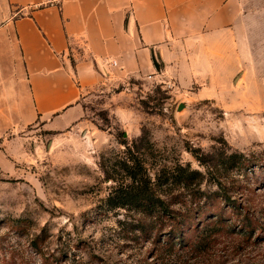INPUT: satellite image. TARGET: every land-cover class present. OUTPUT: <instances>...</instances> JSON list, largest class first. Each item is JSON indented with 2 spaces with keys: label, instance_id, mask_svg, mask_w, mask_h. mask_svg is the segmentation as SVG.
Returning a JSON list of instances; mask_svg holds the SVG:
<instances>
[{
  "label": "rangeland",
  "instance_id": "1",
  "mask_svg": "<svg viewBox=\"0 0 264 264\" xmlns=\"http://www.w3.org/2000/svg\"><path fill=\"white\" fill-rule=\"evenodd\" d=\"M257 39V59L232 67L212 58L192 70L123 74L117 64L110 62L105 71L101 64V80L85 89L78 122L58 131L37 121L4 133L5 245L28 259L31 236L44 232L50 251L67 249L89 264H264V171H257V190L245 200L255 223L250 234L239 224L217 229L196 219L177 233L180 239L188 234V244L158 247L133 230L131 211L101 205L110 187L101 157L122 147V131L129 139L147 134L171 157L197 168L204 167L192 149L202 154L228 148L264 161V32Z\"/></svg>",
  "mask_w": 264,
  "mask_h": 264
},
{
  "label": "crops",
  "instance_id": "2",
  "mask_svg": "<svg viewBox=\"0 0 264 264\" xmlns=\"http://www.w3.org/2000/svg\"><path fill=\"white\" fill-rule=\"evenodd\" d=\"M262 32L264 0H0V137L78 122L111 59L123 74L232 67Z\"/></svg>",
  "mask_w": 264,
  "mask_h": 264
},
{
  "label": "trees",
  "instance_id": "3",
  "mask_svg": "<svg viewBox=\"0 0 264 264\" xmlns=\"http://www.w3.org/2000/svg\"><path fill=\"white\" fill-rule=\"evenodd\" d=\"M121 134L122 147L101 157L104 179L110 181L101 205L108 211H131L130 223L138 235L158 247L173 248L177 241L188 244V234L180 239L177 233L180 226L196 219L207 220L217 229H235L239 224L238 230L255 231L251 205L245 200L257 190V171H264L263 159L228 148L202 154L192 149L204 167L197 168L171 157L147 134L132 139L125 131ZM18 232L22 236L25 230ZM48 238L44 232L33 233L29 241L32 257L27 259L16 247L8 248L0 235V264H89L76 252L70 256L67 249L50 251Z\"/></svg>",
  "mask_w": 264,
  "mask_h": 264
},
{
  "label": "built area",
  "instance_id": "4",
  "mask_svg": "<svg viewBox=\"0 0 264 264\" xmlns=\"http://www.w3.org/2000/svg\"><path fill=\"white\" fill-rule=\"evenodd\" d=\"M55 2H57V3H59L60 2V0H54ZM110 62L111 63H113V64H117L118 63V61L116 60V59H112V60H110ZM107 65L104 63L103 64V71H105V70H107V67H106Z\"/></svg>",
  "mask_w": 264,
  "mask_h": 264
},
{
  "label": "water",
  "instance_id": "5",
  "mask_svg": "<svg viewBox=\"0 0 264 264\" xmlns=\"http://www.w3.org/2000/svg\"><path fill=\"white\" fill-rule=\"evenodd\" d=\"M155 62H156L157 67L160 69V65H159L158 61H155Z\"/></svg>",
  "mask_w": 264,
  "mask_h": 264
}]
</instances>
